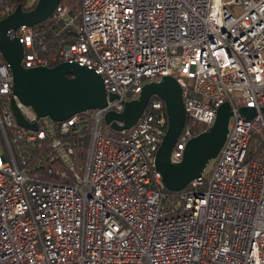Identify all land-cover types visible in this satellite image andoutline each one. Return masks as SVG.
Segmentation results:
<instances>
[{
    "label": "built area",
    "instance_id": "1",
    "mask_svg": "<svg viewBox=\"0 0 264 264\" xmlns=\"http://www.w3.org/2000/svg\"><path fill=\"white\" fill-rule=\"evenodd\" d=\"M79 3L76 14L57 5L48 18L62 27L51 36L52 25L8 32L24 66L78 62L117 98L61 121L39 116L14 93L0 51V264H264V0ZM15 8L0 0V19ZM163 75L181 84L187 115L173 161L222 103L233 110L218 155L177 191L155 165L168 127L162 97L130 128L103 129L108 110ZM13 100L37 128L18 122Z\"/></svg>",
    "mask_w": 264,
    "mask_h": 264
},
{
    "label": "water",
    "instance_id": "2",
    "mask_svg": "<svg viewBox=\"0 0 264 264\" xmlns=\"http://www.w3.org/2000/svg\"><path fill=\"white\" fill-rule=\"evenodd\" d=\"M61 1L37 0L31 9L18 4L11 14L0 19V51L12 69L14 93L23 103L31 105L39 116H49L55 121L67 119L77 112L106 107L109 100L117 98V94L107 92L100 73L78 62L62 61L54 66L23 65L24 46L18 37L10 36L9 29L41 23ZM154 95L164 99L168 115V127L156 153L155 165L169 190H181L200 177L210 160L218 155L229 131L232 106L228 101L222 103L214 123L188 141L180 161H173L171 151L187 117L182 86L175 76L163 75L160 80L146 82L139 96L124 100L122 110H108L104 121L117 131L130 128ZM12 108L20 124L37 128L36 123H30L24 117L15 100ZM240 113L247 118L257 114L255 108L246 105L240 107Z\"/></svg>",
    "mask_w": 264,
    "mask_h": 264
},
{
    "label": "trees",
    "instance_id": "3",
    "mask_svg": "<svg viewBox=\"0 0 264 264\" xmlns=\"http://www.w3.org/2000/svg\"><path fill=\"white\" fill-rule=\"evenodd\" d=\"M15 5L17 6L18 4H22V6L26 9H31L32 7H34V5L36 4V1H34L31 5H26V0H13ZM63 2H68L69 4H75L74 1L76 0H62ZM80 0H77V2ZM75 7V5H73V8ZM73 10L71 8V12L73 13ZM76 10H79V5L77 7ZM51 26V29H49L47 35L51 36V34L53 32H55L56 29H60L62 27V23L60 22H55L54 19L51 18H47L46 20L42 21L41 23H39L38 25H36V28H49V26ZM63 34L66 32V30L61 31ZM208 126L206 125H199L198 126V131H203L204 129H206ZM86 148H87V144L84 146H80L77 148V150L79 151L81 158L85 159V153H86Z\"/></svg>",
    "mask_w": 264,
    "mask_h": 264
},
{
    "label": "rangeland",
    "instance_id": "4",
    "mask_svg": "<svg viewBox=\"0 0 264 264\" xmlns=\"http://www.w3.org/2000/svg\"><path fill=\"white\" fill-rule=\"evenodd\" d=\"M33 1H35V0H29V3H32ZM65 3L68 5L69 8L74 9L73 14L74 13L76 14L79 12V10H76L78 5H80L79 1L78 2H77V0L74 1L75 4H69L68 2H65ZM73 5H75L74 8H73ZM103 129H104V131H107V132H114L113 129L105 123V121L103 122ZM115 133H116V131H115Z\"/></svg>",
    "mask_w": 264,
    "mask_h": 264
}]
</instances>
